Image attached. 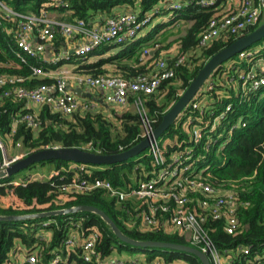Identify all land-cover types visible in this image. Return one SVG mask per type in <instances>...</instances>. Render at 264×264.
Masks as SVG:
<instances>
[{"label": "trees", "instance_id": "1", "mask_svg": "<svg viewBox=\"0 0 264 264\" xmlns=\"http://www.w3.org/2000/svg\"><path fill=\"white\" fill-rule=\"evenodd\" d=\"M5 1L21 11L38 12L42 7L58 9L72 18L82 17L92 22L98 20L99 15L104 18L126 11H138L141 17L152 14V22L146 27L152 25L155 17L174 10L177 17L172 22L183 18L186 24L184 33L168 44L161 45L170 33L156 39L151 45L154 49L152 54H147L146 47L139 48L138 40L125 45L103 44L87 53L86 57H101L96 62L81 65L78 69L80 73L94 76L119 74L135 79L154 72L156 62L161 58H165L168 66L174 69V76L163 78L154 91L132 94L125 105L107 102L98 107L63 114L49 104H42L38 113V129L27 126L24 121H18L14 126L18 119L32 110L25 107V101L18 99L14 93H5L12 90L14 84L0 85V130L13 143L21 142L27 153L50 147H80L94 153L114 154L132 148L143 139L146 127L155 130L159 126L164 115L205 63L239 37L223 33L205 45L200 44L202 34L223 8L226 0H220L211 6H202L197 0H192L187 5L188 0H68V8L53 6V0ZM177 2L182 3L183 7L174 9L172 5ZM10 27L12 24L0 13V76L24 77L25 80L20 85L28 88L52 83V77L33 74L32 67L43 63L38 57H29L26 63L11 62L18 60L17 53L20 50L13 31H9ZM62 39L61 35L55 39L54 46L57 50ZM175 42L179 45V52L167 57L161 56L162 50ZM260 55V51H253L245 57L251 60L249 67ZM73 58L82 59L76 55ZM243 69L242 63H235L226 70L235 73L236 83L237 74ZM257 73L258 77L262 75L259 70ZM227 76L225 74V78ZM250 86L247 85L249 91L245 92L237 88V83L230 85L225 80L221 84L212 80L211 86H204L209 94L207 103L200 104L197 98L198 106H194L195 102L190 103L178 120L161 135L176 140L175 144L162 150L170 158L180 152L193 150L192 168L199 172V181L211 185L218 192L228 190L234 193L237 204L235 211L239 221L235 232H227L222 219L208 217L204 222V230L215 244L220 249L234 248L238 244L250 246L251 255H260L264 261V84L258 89ZM139 98L142 100L141 106H137L135 102ZM228 105L231 106L230 109H227ZM221 114L222 119L212 127L215 118ZM189 117H192L191 120ZM197 126L202 128L204 137L196 144L191 140L190 130ZM151 159L147 154L136 164L121 162L105 164L103 169H90L92 176L106 178L114 186L126 188L143 178L144 172L152 168ZM41 162L54 163L56 170H61L65 177H54L50 180L30 179L26 182H14L11 176L6 181L0 179V214L26 215L83 204L94 205L103 209L131 237L189 245L177 233L141 230L140 219L134 218L126 207L109 196L105 190H64L75 175L81 179L90 177L87 170L71 168L70 164L74 161L52 159ZM85 164L88 168L89 165H98ZM131 221L135 222L133 227L129 224ZM44 222L49 224L44 225ZM72 229L78 230L83 237L92 232L97 234L94 247L96 254L91 260L84 258L81 247L71 250L69 254L64 252L63 244ZM124 247L110 225L94 212L81 211L0 221V264H8L11 259L10 252H19L21 248H28V253H41L43 256L38 259L37 264H51L55 253L60 256L58 264H110L107 258L115 255L116 249L122 250ZM143 251L148 259L161 254L167 261L179 257L187 260L186 263L178 264H201L197 256L188 253L170 250L152 253L148 248H143ZM98 255L100 257L97 259ZM23 264L30 262L25 261Z\"/></svg>", "mask_w": 264, "mask_h": 264}, {"label": "built area", "instance_id": "2", "mask_svg": "<svg viewBox=\"0 0 264 264\" xmlns=\"http://www.w3.org/2000/svg\"><path fill=\"white\" fill-rule=\"evenodd\" d=\"M218 1L220 0H197L202 6H211ZM190 2L192 0H188L186 5ZM52 5L68 8L69 2L68 0H53ZM172 7L179 9L183 7V4L177 2ZM0 13L12 24L9 31H13L20 50L17 53V62L26 63L29 57H38L47 65L45 67L42 63L33 66L35 76L49 75L51 72L49 66H61L72 60L74 55L85 57L87 53L103 44L125 45L133 42L139 33L152 22V14L141 17L138 11H126L116 16H107L102 22H92L82 17H56L45 7L40 8L38 12L21 11L9 5L5 0H0ZM263 15L264 0H239L235 8H225L210 21L208 28L201 36L200 44L205 45L223 33L243 36L260 24ZM58 35L75 40L72 51L68 49L56 51L50 48ZM240 53L243 54L244 51ZM251 54L252 52L249 53V55ZM257 70L262 74L260 77H258ZM66 72L69 71L61 68L55 75H51L54 79L52 83L30 88L20 85V82L25 80L24 77L4 75L0 76V85L14 84L13 89L6 91V94L14 93L18 99L24 100L27 104L29 102L37 105L49 104L53 109L63 114H72L79 109L91 107L90 101L81 100L71 88L72 76L64 74ZM174 73V69L168 66L167 60L161 58L156 62L154 72L135 79L119 74L94 76L78 73L73 76V80L78 87L86 85L93 89L99 88L106 91L104 96L106 102L125 105L130 95L140 92L150 93L160 85L163 78L173 77ZM241 77L246 83L242 81L243 86L246 87L250 84V88L258 89L264 84V69L252 65L248 72L243 73ZM135 102L137 106L142 105L140 98ZM194 106L196 107L198 104L194 103ZM230 108L231 106L228 105L227 109ZM18 121H24L27 126L33 129H38L40 124L38 114L34 111L24 114L15 122L14 126ZM153 131L152 128L146 127L143 139L152 136ZM3 136L0 130V170L5 169L19 158L8 159ZM203 137L202 128L193 129L191 140L194 143H200ZM147 149L149 150L148 155L152 158V168L146 170L143 178L137 180L135 184L126 188L116 187L106 178L92 176L90 168H95L96 165H89L88 168L83 162H74L71 168L87 170L90 177L81 179L75 175L72 182L64 187V190H105L109 196L126 207L134 218L140 219L139 228L141 230H162L166 233H177L189 242L190 246L205 252L211 264H264L260 255H251L250 246L238 244L234 248L220 249L204 230V222L208 217H211L216 220L222 219L227 232H235L239 225L235 211L237 204L234 195L222 196L211 185L199 181V172H195L197 169L192 168L193 150L186 153L180 152L171 158L167 157L158 143V138L151 140ZM54 177L64 178L65 175L61 173V170H54L48 180ZM30 179L39 180L41 178L34 176L23 179L21 182ZM197 187H199V191L195 190ZM195 198H197L196 203ZM48 224V222H44V225ZM130 225L134 226V224ZM96 238L95 232L83 237L78 230L72 229L63 247L70 246L71 250L81 247L84 258L91 260L92 256L96 254L94 249ZM163 250L183 252L168 248H163ZM55 255L58 260L52 259L51 264L55 262L58 264L60 260V256L56 253ZM99 257L98 255L97 259ZM31 258L30 264L38 263L35 256H31ZM107 259L110 264H178L187 261L181 257L167 261L161 254L144 260L138 257L126 258L119 255H111ZM201 264L203 263L201 262Z\"/></svg>", "mask_w": 264, "mask_h": 264}, {"label": "water", "instance_id": "3", "mask_svg": "<svg viewBox=\"0 0 264 264\" xmlns=\"http://www.w3.org/2000/svg\"><path fill=\"white\" fill-rule=\"evenodd\" d=\"M264 38V22L257 26L253 31L238 37L232 43L214 54L200 69L196 77L191 81L190 85L182 93L180 98L164 115L162 122L153 131L152 136L142 139L139 143L128 150H124L114 154H100L94 153L80 147L66 148V147H50L43 148L29 152L25 156L18 158L12 162L5 169L0 170V179L7 178L17 173L18 171L27 168L34 163L52 160V159H65L74 162H83L89 164H115L125 162L131 157L145 150L150 141L154 138H159L171 124L181 115V113L189 105L190 101L194 98L195 94L203 87L210 75L219 68L224 61L230 59L235 54L248 48L252 44ZM77 94L82 93V88L78 87L74 90ZM81 211L94 212L100 215L112 228L116 236L124 243L130 244L139 248H168L173 250H180L194 256H197L203 264H211L206 253L187 244H180L175 242H168L162 240L151 239H137L126 234L103 209L94 205H77L68 208L51 210L46 212L15 215V214H0V221H13L19 219H32L40 217H48L52 215L70 214Z\"/></svg>", "mask_w": 264, "mask_h": 264}, {"label": "rangeland", "instance_id": "4", "mask_svg": "<svg viewBox=\"0 0 264 264\" xmlns=\"http://www.w3.org/2000/svg\"><path fill=\"white\" fill-rule=\"evenodd\" d=\"M238 3H239V0H228V1H226L225 5H224V8L221 9L220 11L222 12L225 8H235ZM164 17H163V15L157 16V17H155V19H154V21L152 23V26L154 25L155 27L158 24L162 23L163 25H162V27H158L159 29H156L155 27H152V26H148L141 33H139L138 42H137L139 48H143L146 45H148L150 39L157 38V35L159 34V31L164 29V26H166L168 24L173 26L175 32H177L178 30H183L185 28V26H186V24H182L181 26H179V24H177V23H179L180 21L179 22L178 21L172 22V20L177 17V12L174 11V10H171L168 13H166ZM263 22H264V15H263V17L261 19L260 24L263 23ZM149 33H150V35H148ZM147 50L150 51L151 50V46H147ZM242 51H244V53H243L244 55L239 52V53H237L238 55L235 54L230 59L224 61L223 64L219 68H217V70L214 71L210 75V78L206 81V83L203 85V87L195 94L194 98L190 101V103L195 102V103L199 104L198 100H199L200 104L204 105V104L207 103L208 98H209V94L206 93V89H204V86H206L208 84H210V86H211L212 80H214L216 83H221V84H223L225 80H227V83L230 84V85L237 83V85H238L237 88H239V90H243L245 92H248L249 88L247 86L245 87V86L242 85V81H243V83H245V81H244V79L242 80L241 75L243 73H245V72H248L249 64L251 63V60H249L248 58H245V57L249 56L250 52L260 51L261 55L258 56L256 59H254V63L252 65H255V66H257V67H259L261 69H264V38L261 39L260 41L256 42V43L252 44L251 46H249L248 48H246V49H244ZM178 52H179V47L177 45H173V46H171L168 49H164L163 52L161 53V56H166L167 57L169 55H174V54H176ZM80 61L81 60H79V62ZM234 62L242 63L243 67H244V69L237 74L238 76H237V79H236V83H235V80H234L236 78L235 73L226 70L227 68H232V66L235 64ZM154 70H155V68H154ZM64 74L70 75L69 72H66ZM225 74L228 75L227 76L228 78H225ZM202 90H204V91L201 92ZM197 98H198V100H196ZM222 116H223V114H221V115H219V116H217L215 118V120H214V122L212 124V127L216 126V124L219 122V120L222 119ZM191 118L192 117H189V120H191ZM177 120L178 119H176L175 122ZM207 121H210V120H207ZM195 128H200V126L194 127L193 129H195ZM193 129L190 130L192 133H193ZM3 138H4V142L6 144V148H7V157H8V159L9 158H16V157H19L21 155L28 154L27 153V149L22 145L21 142L13 143L6 136H3ZM175 142H176L175 138H169V137H164V136H160L158 138V143L161 145L162 148H165L168 145H173V144H175ZM147 154H149V150L145 149L142 152L138 153L137 155L131 157L130 159H128L125 162L128 163V164H136L140 160H142ZM0 156H1V154H0ZM96 167H98L100 169H103L104 167H106V165L105 164H101V165L98 164V165H96ZM56 169L57 168L55 167L54 163L37 162V163H34L33 165H31V166H29L27 168H24V169L18 171L17 173L13 174L11 176V179L12 180H23V179H26V178L37 176V177H39L41 179L48 180L49 175L52 172H54V170H56ZM1 180L6 181V180H8V178H3ZM195 190L199 191V187H197ZM193 193H195V192H193ZM219 194L222 195V196H233L234 195L233 192H230L228 190L227 191L226 190H222L221 192H219ZM134 223L135 222H133V221L130 222V224H134ZM123 244L125 245V247L122 248V250H117L116 249L115 252H114L115 255L124 256L126 258H136V257H138V258H141L143 260L145 258L147 259V255L145 254V251H143V248L134 247V246H132L130 244H127V243H124V242H123ZM145 249H147V248H145ZM148 249L151 250L152 253L163 251V248H148ZM28 251H29L28 248H21V251H19V252H17V251L10 252L11 259H10L8 264H23V262H25V261H31L32 260L31 256H35L36 259H39L40 257L43 256L41 253H38L37 251L34 252L33 254L28 253ZM64 252H68V253L71 252L70 246L65 247L64 248ZM53 259L58 260V258H56V255L53 257ZM55 263H57V262H55Z\"/></svg>", "mask_w": 264, "mask_h": 264}, {"label": "crops", "instance_id": "5", "mask_svg": "<svg viewBox=\"0 0 264 264\" xmlns=\"http://www.w3.org/2000/svg\"><path fill=\"white\" fill-rule=\"evenodd\" d=\"M225 3H226V1L224 2V5H225ZM224 7V6H223ZM51 11V13H52V15H54V16H56V17H70L69 15H67V14H64V13H62L60 10H58V9H53V10H50ZM165 15H163V17H164ZM107 17V16H106ZM106 17H104V18H106ZM104 18H101V16L99 15L98 16V20H96V21H93V22H102L103 20H104ZM165 18V17H164ZM179 23H177V24H179V26H181L182 24H185V20L183 19V18H180V19H178L177 20ZM176 22V21H175ZM162 23L161 24H158L157 26H156V29H159L158 27H162ZM174 25V24H173ZM152 26V25H151ZM259 26V25H258ZM152 27H155L154 25L152 26ZM185 28H186V26H185ZM185 28L183 29V30H178L177 32H175L174 31V28H173V26L172 25H170V24H168V25H166V26H164V29H162V30H160L159 31V34L157 35V38H153V39H150L149 40V44L148 45H146L145 47L147 48V46H151L152 45V43L156 40V39H160V38H162V35L163 34H165V33H170L171 35L168 37V39L163 43V44H161V45H166V44H168L171 40H174L175 38H177L178 36H180V35H182L183 33H184V31H185ZM141 33V32H140ZM249 33V32H248ZM148 35H150V33L148 34ZM147 35V36H148ZM146 36V37H147ZM175 36V37H174ZM136 40H138V37H137V39ZM136 40H134V41H136ZM133 41V42H134ZM133 42H131V43H133ZM151 42V43H150ZM161 45H159V46H161ZM173 45H177L178 47H179V45H178V43L177 42H175V43H173ZM173 45H171V46H173ZM74 46H75V40H73V39H71V40H69V39H66L65 37H63V39H62V42H61V46H60V48L57 50V48H55V46H54V44H52L51 45V47L50 48H52V50L53 49H55L56 51H62V50H66V49H68V50H70V51H72V49L74 48ZM170 46V47H171ZM144 47V48H145ZM170 47H168V48H170ZM168 48H166V49H168ZM164 50V49H163ZM163 50H162V52H163ZM154 52V49H153V47L151 46V50L149 51V52H147V54H152ZM161 52V53H162ZM110 54V52L108 53V55ZM46 55H48L47 53H46ZM107 56V55H106ZM74 57V56H73ZM100 55H92V56H85V57H81L82 59H79V58H73L72 60H70V61H68V62H66V63H64L63 65H61V66H49V69L51 70V72H50V74L49 75H46V76H42V77H51V75H55L58 71H60L61 70V68H65V69H67L69 72H70V75L72 76L71 77V80H70V85H71V88L73 89V90H75L76 88H78V85L75 83V81L73 80V76L74 75H76V74H78V73H80L81 71L78 69L81 65H83V64H89V63H93V62H96L97 60H99L100 59ZM84 59V60H83ZM79 60H81L80 62H79ZM12 63H16L17 61H15V60H12L11 61ZM18 63V62H17ZM16 65H19V64H16ZM82 88V93L81 94H77L75 91V93L78 95V97L81 99V100H87V101H90L91 103H92V106L91 107H98L100 104H107V102L104 100V96H105V94H106V91H104V90H102V89H93V88H90V87H88V86H82L81 87ZM40 106L41 105H37V104H35V103H32V102H29L28 104H27V102H25V107H27V108H30L32 111H34L35 113H39V109H40ZM83 109V108H82ZM11 140V139H10ZM23 156H25V155H21V156H19V158H21V157H23ZM74 165V162L73 163H71V165L70 166H73ZM17 181H21V180H14V182H17Z\"/></svg>", "mask_w": 264, "mask_h": 264}]
</instances>
